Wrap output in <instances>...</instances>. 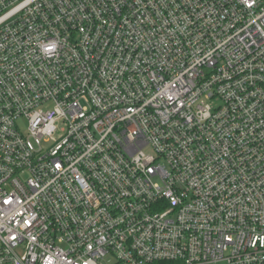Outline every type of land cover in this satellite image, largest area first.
I'll use <instances>...</instances> for the list:
<instances>
[{"label":"built area","instance_id":"obj_1","mask_svg":"<svg viewBox=\"0 0 264 264\" xmlns=\"http://www.w3.org/2000/svg\"><path fill=\"white\" fill-rule=\"evenodd\" d=\"M223 262L264 264V0H0V264Z\"/></svg>","mask_w":264,"mask_h":264},{"label":"rangeland","instance_id":"obj_2","mask_svg":"<svg viewBox=\"0 0 264 264\" xmlns=\"http://www.w3.org/2000/svg\"><path fill=\"white\" fill-rule=\"evenodd\" d=\"M21 124H23V122L21 121ZM112 262V259H106L105 261H104V263H111ZM221 264H226V263H221Z\"/></svg>","mask_w":264,"mask_h":264}]
</instances>
